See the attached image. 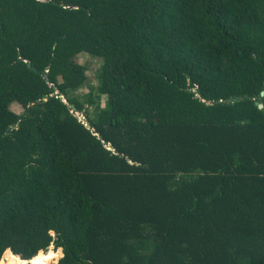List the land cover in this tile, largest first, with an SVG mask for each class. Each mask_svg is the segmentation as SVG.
Here are the masks:
<instances>
[{"label":"trees","instance_id":"obj_1","mask_svg":"<svg viewBox=\"0 0 264 264\" xmlns=\"http://www.w3.org/2000/svg\"><path fill=\"white\" fill-rule=\"evenodd\" d=\"M50 245L264 264V0H0V260Z\"/></svg>","mask_w":264,"mask_h":264},{"label":"rangeland","instance_id":"obj_2","mask_svg":"<svg viewBox=\"0 0 264 264\" xmlns=\"http://www.w3.org/2000/svg\"><path fill=\"white\" fill-rule=\"evenodd\" d=\"M75 61L78 63H81L83 65H86V67H87L86 73L88 75V78L85 81L84 85H82L80 88H78L76 90L77 91L76 93L84 94V93H87L89 91L90 86H94L96 84L95 70L98 68L99 61L97 58L90 56L86 53L77 55L75 58ZM107 98H108V96L101 95V99H100V105L101 106L104 104V101ZM11 108L16 112L22 111L21 106L15 102L11 104ZM52 246L53 245H50V247L48 249L52 250V248H53ZM61 256H62V253H60L59 257L53 258L52 261H50L48 264H57V261ZM2 264H5V263H2Z\"/></svg>","mask_w":264,"mask_h":264},{"label":"bare ground","instance_id":"obj_3","mask_svg":"<svg viewBox=\"0 0 264 264\" xmlns=\"http://www.w3.org/2000/svg\"><path fill=\"white\" fill-rule=\"evenodd\" d=\"M60 253V248H58L56 251L48 249L46 252L39 251L29 260L19 262L9 250H5L2 259L0 260V264H48L53 258L59 257Z\"/></svg>","mask_w":264,"mask_h":264},{"label":"water","instance_id":"obj_4","mask_svg":"<svg viewBox=\"0 0 264 264\" xmlns=\"http://www.w3.org/2000/svg\"><path fill=\"white\" fill-rule=\"evenodd\" d=\"M263 93V91L261 92V94ZM239 96H236V97H231L228 99L229 102H233L234 100L238 99ZM255 104L257 105L258 108H262L263 107V103L262 102H259V101H255Z\"/></svg>","mask_w":264,"mask_h":264}]
</instances>
